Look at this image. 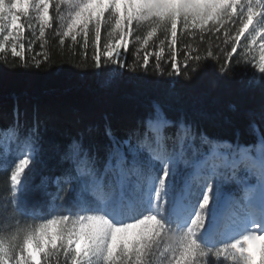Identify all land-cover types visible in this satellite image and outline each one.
Masks as SVG:
<instances>
[{
	"label": "snow or ice",
	"instance_id": "1",
	"mask_svg": "<svg viewBox=\"0 0 264 264\" xmlns=\"http://www.w3.org/2000/svg\"><path fill=\"white\" fill-rule=\"evenodd\" d=\"M53 18L61 45L67 37L75 44L82 35L87 49L91 30L97 68L102 57L126 67L129 37L146 48L160 33V53L167 40L174 56L178 28L199 29L201 35L224 29L231 47L220 72L231 70L238 48L236 63L248 51H259L255 69L244 73L245 90L260 93L259 107L230 110L245 117L254 132L257 120L264 122V0H0V53L10 46L11 55L23 61L24 29L37 21L42 39ZM102 24L108 29L103 45ZM134 30L143 35L133 36ZM206 58L218 59L211 46L205 57L190 48L183 69L173 60L174 71L167 75L187 79L182 73L200 67L191 78L195 83L211 65L189 67L188 61ZM148 65L145 54L141 67ZM155 67L160 68L159 55ZM207 119V113L197 119L179 107L170 91L145 104L122 134L111 118L83 123L76 117L71 129L52 138L46 135V116L34 109L29 124L17 107L9 130L16 148L0 152V171L9 173L15 211L39 222L0 235V264H264V146L241 145L239 132L235 143L211 138L203 128ZM189 138L208 145L205 158L226 154V170L191 159ZM47 161L53 162L50 175L33 186ZM35 191L41 200L33 199Z\"/></svg>",
	"mask_w": 264,
	"mask_h": 264
},
{
	"label": "trees",
	"instance_id": "2",
	"mask_svg": "<svg viewBox=\"0 0 264 264\" xmlns=\"http://www.w3.org/2000/svg\"><path fill=\"white\" fill-rule=\"evenodd\" d=\"M58 30L59 21L53 18L51 27L45 30L44 38L32 37L24 44L23 61L13 57L9 48H6L5 53H0V139L4 140L0 144V152L7 149L15 151L16 141H10L9 130L15 122L17 107L22 114H26L29 124L34 109H38L41 116H46L49 119L48 137L56 138L61 131L71 129L76 117L82 118L83 123H101L106 117L111 118L114 129L122 134L145 104L170 91H173L177 105L194 118L198 119L201 113L208 114L209 119L203 121V128L209 137L235 143L236 133L239 132L241 145H253L254 149L264 146L260 143L264 138V122L257 120L259 131L254 132L245 117L230 110L231 105L237 106L241 112L259 107V91L244 88L247 79L245 70L250 72L255 69L259 62V51H248L245 59L236 63L237 54L241 52L238 48L229 65L231 70L220 72L219 66L224 62L227 49L231 47L230 43L224 42V29L218 33L205 32L201 35L199 29L182 32L178 28L174 56L167 40L164 41V51L160 53V41L163 39L160 33L149 41L146 48H141L130 37L128 50L123 56L126 67L106 64L102 57L99 68L95 67L92 59L94 50L90 33L88 47L85 49L81 37L77 38L75 44L71 37L64 38V44L61 45V37L55 34ZM138 35L142 36L143 33L134 30L133 36ZM209 46L218 57L217 60L206 58L199 62L191 59L188 61L189 67L193 63L211 65L195 83L191 82V78L201 72L200 67L182 73L187 79L167 75L174 71L171 66L173 60L183 69L184 57L190 48L205 57ZM145 54L149 57L147 69L141 67ZM196 54V51L192 52V55ZM157 55L159 69L155 67ZM37 62L38 68L34 66ZM23 121L24 115L21 116V123ZM20 131L23 132V128ZM185 147L190 158L196 160L209 150L208 145H201L198 140L190 138ZM52 166L53 162L47 161V167L42 165L37 170L33 186L40 184L43 175H50ZM8 176L9 173L0 171V235L5 236L10 235L17 226L39 222L32 215L25 216L15 211ZM232 187L226 183L224 190H231ZM50 190L55 191L54 188ZM33 199L41 200V192L35 191ZM47 200L49 204L53 203L50 197ZM35 211L43 212L44 209L37 208Z\"/></svg>",
	"mask_w": 264,
	"mask_h": 264
},
{
	"label": "rangeland",
	"instance_id": "3",
	"mask_svg": "<svg viewBox=\"0 0 264 264\" xmlns=\"http://www.w3.org/2000/svg\"><path fill=\"white\" fill-rule=\"evenodd\" d=\"M107 31H108L107 27L102 24V28H101V44L102 45L104 44V42H105V40L107 38ZM89 33L92 35L91 30H90ZM32 37L35 38V39L39 38V23L37 21H33V24H32L31 27H26L24 29V33H23V36H22L21 39H22V42L24 44H26V43H28L30 41V39ZM79 37L82 38V35L81 36H77V38H79ZM91 37H92V40H93V35ZM114 39H115V37H113V40ZM129 43H130V37H129ZM7 48L11 49L10 46L7 47ZM123 50H124L123 46H121L119 51L122 52ZM254 150H258V149H254ZM223 155H224L223 159H221L219 156L212 157L211 155H208L207 158H205V156H203V157L200 158V160L202 162L206 163L207 166H211V165L215 164L219 168L226 170L225 169V165L227 163V157H226V154H223ZM254 249H255V245L254 244L250 245V250H254Z\"/></svg>",
	"mask_w": 264,
	"mask_h": 264
}]
</instances>
